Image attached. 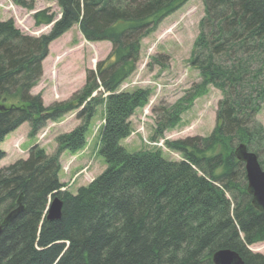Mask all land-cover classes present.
Listing matches in <instances>:
<instances>
[{
    "label": "trees",
    "instance_id": "16d2710c",
    "mask_svg": "<svg viewBox=\"0 0 264 264\" xmlns=\"http://www.w3.org/2000/svg\"><path fill=\"white\" fill-rule=\"evenodd\" d=\"M11 1L34 9L33 0ZM48 1L57 3L59 19L48 9L34 14L37 26L52 24L48 33L27 35L13 19L0 20V161L1 143L26 122L32 137L70 112L79 124L56 136L53 154L35 145L27 159L0 167V225L14 215L0 234V264H214L220 249L239 252L244 264H264V253L249 248L264 242V210L253 203L236 156L245 144L264 169V125L257 118L264 106V0H203L190 57L200 81L160 109L152 142L179 126L210 87L223 98L209 136L165 140L181 160L157 147L129 151L122 144L153 89H120L138 69L143 40L189 0ZM73 27L89 42H110L111 52L86 70L85 85L70 99L46 106L32 90L50 44ZM99 108L107 167L75 194L62 190V155L87 145ZM55 197L63 213L49 221Z\"/></svg>",
    "mask_w": 264,
    "mask_h": 264
},
{
    "label": "rangeland",
    "instance_id": "374dc122",
    "mask_svg": "<svg viewBox=\"0 0 264 264\" xmlns=\"http://www.w3.org/2000/svg\"><path fill=\"white\" fill-rule=\"evenodd\" d=\"M33 1L34 9L27 10L14 5L11 0H0V20L13 19L15 26L27 35L37 37L48 33L51 25L37 26L34 14L37 11L48 9L50 12L58 14L59 17L60 9L55 1ZM204 15V1L189 0L180 10L164 19L158 29L143 40L138 69L120 89L128 90L134 87L153 89L149 104L137 110L131 118L132 134L122 141L129 151L149 150L157 147L161 149L166 158L181 160V154L169 150L165 140H177L190 136L205 137L213 132L217 123L218 103L223 95L217 88L210 87L208 93L197 99L193 107L182 115V122L179 126L167 131L165 138L156 142L151 140L155 134L160 109L174 104L185 94L187 89L200 81L199 71L191 66L190 57L195 40L199 35V22ZM54 42L50 44L48 57L43 62V75L32 90L34 94H42V97L45 92L43 100L46 106L66 101L82 89L86 82V70L95 69L99 61L107 58L112 48L108 41L86 42L78 27H73L71 31ZM74 89H76L75 92H73ZM95 95L96 93L93 94V96ZM54 99L55 101H53ZM67 115L69 116L65 117H73V120L70 121L69 118L64 117L59 121L47 122L45 129H41L35 136L38 145L47 151L50 150L51 142L48 141L50 138L55 139L57 134L69 132L79 124L76 112H70ZM257 118L264 125V106ZM103 120L104 110L99 108L89 131L92 140L96 137L92 146V140H90L89 146L95 149V144H97V155L87 161L81 170L72 166V158L65 163L62 162L61 181L63 180L62 182L68 185L65 189L70 190L73 194L80 186L87 185L107 167L100 154V133ZM48 130L54 132L49 133ZM51 145L53 146V143ZM89 146L86 150L90 149ZM5 162L10 164L14 161L12 158H8L5 159ZM64 165L68 167H65L67 170H64ZM249 248L253 252L264 253V242L249 245Z\"/></svg>",
    "mask_w": 264,
    "mask_h": 264
},
{
    "label": "water",
    "instance_id": "95a60500",
    "mask_svg": "<svg viewBox=\"0 0 264 264\" xmlns=\"http://www.w3.org/2000/svg\"><path fill=\"white\" fill-rule=\"evenodd\" d=\"M236 156L239 161L244 163L248 192L253 196V203L264 210V169L258 155L249 151L245 144H240L236 149ZM62 213L63 201L59 197H55L48 205L47 220H60ZM13 216V214L8 216L4 224L0 225V234L3 231V226ZM212 261L214 264H244V259L239 252L231 249L217 250L212 255Z\"/></svg>",
    "mask_w": 264,
    "mask_h": 264
},
{
    "label": "crops",
    "instance_id": "0c3cea01",
    "mask_svg": "<svg viewBox=\"0 0 264 264\" xmlns=\"http://www.w3.org/2000/svg\"><path fill=\"white\" fill-rule=\"evenodd\" d=\"M86 42H88V41H86ZM88 43H90V42H88ZM96 43H101V42H96ZM75 90L76 89H74L73 92H75ZM45 95H46L45 92H43V99H45ZM58 95L60 96L59 93H58ZM56 96H57V94L55 95V97ZM53 101H55V99ZM66 116H69V115H66ZM65 118H69L70 121L73 120V117L72 118L71 117H65ZM48 131H49V133L54 132L52 130H48ZM30 132H31V125L29 123H24L18 129H16L12 133H10L5 138V140L1 143V148L5 151L6 156L0 161V167L8 166V165L14 163L18 159H26L28 157L29 150L33 146L38 144V141L35 139V137H32L30 135ZM89 138L92 140V137L89 136ZM48 141L51 142L49 145L50 150L47 151V149H46V151L48 154H53L57 149V143H56L55 139H53V138H50V140H48ZM95 141H96V137L93 138V140L91 142V146ZM52 143H53V146L51 145ZM91 146H90V149L85 154L80 155L76 158V160L73 162V165H72L73 167L81 170L85 167V164L87 163V161L91 160L92 157H95L97 155V144H95V147H96L95 149L91 148ZM92 153H93V155L91 156ZM71 156H73V155L69 154V153H64L62 155V158H61L62 162L65 163V161L70 159ZM8 158H12L14 162H12L10 164H8V163L6 164L5 159H8ZM91 181H89L88 183H90Z\"/></svg>",
    "mask_w": 264,
    "mask_h": 264
},
{
    "label": "bare ground",
    "instance_id": "6f19581e",
    "mask_svg": "<svg viewBox=\"0 0 264 264\" xmlns=\"http://www.w3.org/2000/svg\"><path fill=\"white\" fill-rule=\"evenodd\" d=\"M12 2V1H11ZM60 16H61V14H60Z\"/></svg>",
    "mask_w": 264,
    "mask_h": 264
}]
</instances>
